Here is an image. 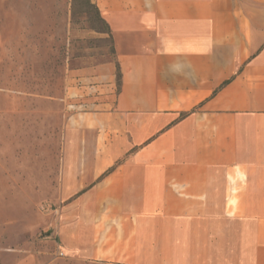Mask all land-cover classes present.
<instances>
[{
    "label": "crops",
    "instance_id": "0c3cea01",
    "mask_svg": "<svg viewBox=\"0 0 264 264\" xmlns=\"http://www.w3.org/2000/svg\"><path fill=\"white\" fill-rule=\"evenodd\" d=\"M92 1L116 63L67 75L43 264H264V0Z\"/></svg>",
    "mask_w": 264,
    "mask_h": 264
},
{
    "label": "rangeland",
    "instance_id": "374dc122",
    "mask_svg": "<svg viewBox=\"0 0 264 264\" xmlns=\"http://www.w3.org/2000/svg\"><path fill=\"white\" fill-rule=\"evenodd\" d=\"M115 63L111 33L87 0H0V264L60 256L67 75L107 74ZM96 141L82 131L81 148Z\"/></svg>",
    "mask_w": 264,
    "mask_h": 264
},
{
    "label": "trees",
    "instance_id": "16d2710c",
    "mask_svg": "<svg viewBox=\"0 0 264 264\" xmlns=\"http://www.w3.org/2000/svg\"><path fill=\"white\" fill-rule=\"evenodd\" d=\"M87 3L89 5H93L95 7L99 21L104 23L108 27L109 32L111 33L110 27H109L108 23L106 22V20L102 17L101 12H100L99 8L97 7V5L95 3H92V0H87ZM117 79H118V81H120V84H121V74L119 71V67H118ZM186 115H187V113H182L181 117H185Z\"/></svg>",
    "mask_w": 264,
    "mask_h": 264
}]
</instances>
